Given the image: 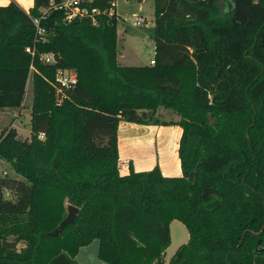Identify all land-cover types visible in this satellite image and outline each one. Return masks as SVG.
Listing matches in <instances>:
<instances>
[{
	"label": "trees",
	"instance_id": "16d2710c",
	"mask_svg": "<svg viewBox=\"0 0 264 264\" xmlns=\"http://www.w3.org/2000/svg\"><path fill=\"white\" fill-rule=\"evenodd\" d=\"M50 1L0 4V109L31 89L29 136L0 129L15 174H0V264H79L93 239L107 264H264V0H152L140 65L117 61L114 0L90 2L96 24ZM57 68L76 77L59 100ZM159 107L178 115L161 122L180 127V173L120 174L118 121L158 122ZM172 219L188 236L165 262Z\"/></svg>",
	"mask_w": 264,
	"mask_h": 264
},
{
	"label": "rangeland",
	"instance_id": "374dc122",
	"mask_svg": "<svg viewBox=\"0 0 264 264\" xmlns=\"http://www.w3.org/2000/svg\"><path fill=\"white\" fill-rule=\"evenodd\" d=\"M13 1L20 7L24 6L23 0ZM114 4L113 8L117 14L116 47L118 63L122 65L149 63V59L153 57L152 0H114ZM133 13L144 16L147 23L145 25H133L132 20L135 18ZM30 102L31 89L30 77H28L21 107L17 111L5 108L7 111L3 112L5 116L0 118V129L8 125L11 126V123H13L16 126L18 137H28ZM153 116L158 119V122L135 123V128L129 130L127 138L130 140L131 148L128 149V153L122 148V140H120L118 164L121 168L126 167L129 156L132 157V161L137 162L138 166H143L145 162L152 161L160 153L170 156V152L177 147L180 130L176 137L177 126L174 123H162L161 121L177 119L178 115L169 109L159 107ZM119 135L122 136L123 134L120 133ZM2 171L10 175L13 173L8 163L0 159V174H2ZM169 236L170 241L163 255V258L167 260L175 248L187 240V229L181 221L172 219L169 222ZM96 243L97 240L93 239L91 244L88 243L90 246L87 245V248L83 250L84 253L79 254L78 258L82 264H107L96 256V249H94Z\"/></svg>",
	"mask_w": 264,
	"mask_h": 264
},
{
	"label": "built area",
	"instance_id": "2783aa9c",
	"mask_svg": "<svg viewBox=\"0 0 264 264\" xmlns=\"http://www.w3.org/2000/svg\"><path fill=\"white\" fill-rule=\"evenodd\" d=\"M92 0H58L56 2L50 1L52 8L62 9L64 12V19L71 20L74 17H88L92 24L97 23V15L105 10H100L97 6L89 5ZM115 6L114 1L111 2ZM109 7L106 12L110 14L114 8ZM116 13V11L114 10ZM134 19L132 20L133 25H145L147 19L140 15L134 14ZM33 23L36 25L37 33L41 34L43 29L37 26V18H32ZM26 51H29V47H25ZM42 59L45 62L53 61V56L51 53H45L42 55ZM149 63H153L152 57L149 59ZM55 80L57 82V92L59 93L57 100L63 97L62 88L70 87L76 80L75 73L72 69L68 68H57L55 72ZM43 133L40 132L39 136L42 137ZM5 171H2L4 173Z\"/></svg>",
	"mask_w": 264,
	"mask_h": 264
},
{
	"label": "crops",
	"instance_id": "0c3cea01",
	"mask_svg": "<svg viewBox=\"0 0 264 264\" xmlns=\"http://www.w3.org/2000/svg\"><path fill=\"white\" fill-rule=\"evenodd\" d=\"M9 1L10 0H0V4H6ZM23 4H24V6L22 8L27 9L29 6L32 5V0H23ZM21 105H22V103H21ZM21 105L17 106V107H5V108L6 109L10 108L11 110L17 111V110H19ZM5 108L0 109V118L5 116V115H3V112L7 111ZM172 120H176V119H172ZM11 124H12L11 126H13L16 129V126L13 123H11ZM175 125L177 126L176 127V137H177L179 130H180V127L177 124H175ZM135 126H136L135 122H129V121L121 120V119L118 121V124H117V146L119 145L118 151L120 150V140H122V148H124L125 151H127V153H128V149L131 148V145L129 144L130 140L127 138V134L129 133V130L135 128ZM120 133H122L123 135L122 136L119 135ZM178 137H179V135H178ZM177 142H178V140H177ZM176 149H177V147L175 149H173L172 152H170V156H167L166 154H161V153L159 155H156V158L152 159V161L145 162V164L143 166H138L137 162L132 161L131 160L132 157L129 156L126 167L121 168L120 165L118 164V171L120 174L126 173L128 171V163L130 161L135 170L149 169L154 164H157L163 175L179 174L180 173V167H179V160L177 157ZM118 158H119V156H118ZM1 160H3V159H1ZM3 161L6 162L5 160H3ZM11 175H15L14 172ZM91 243H92V241L89 244H91ZM89 244L80 246L77 253L75 254V259L79 264H82V262H81V260H79L78 256L80 253H82V254L84 253L83 250L86 249L87 245H89ZM94 249H96V251H97V243L95 244ZM96 256H97V254H96ZM164 260H165V262H167V259L164 258Z\"/></svg>",
	"mask_w": 264,
	"mask_h": 264
},
{
	"label": "water",
	"instance_id": "95a60500",
	"mask_svg": "<svg viewBox=\"0 0 264 264\" xmlns=\"http://www.w3.org/2000/svg\"><path fill=\"white\" fill-rule=\"evenodd\" d=\"M77 210V206L68 203L66 205V213L64 217L51 230H48L46 234L52 236L56 235L67 223L73 220Z\"/></svg>",
	"mask_w": 264,
	"mask_h": 264
}]
</instances>
